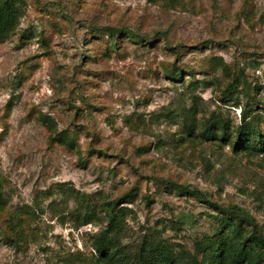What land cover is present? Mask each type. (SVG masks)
<instances>
[{"label":"rangeland","instance_id":"obj_1","mask_svg":"<svg viewBox=\"0 0 264 264\" xmlns=\"http://www.w3.org/2000/svg\"><path fill=\"white\" fill-rule=\"evenodd\" d=\"M107 26L154 43L122 35L113 51ZM213 57L231 72L242 68L260 92L239 90L238 104L227 100L222 90L231 77L209 68ZM171 64L190 72L172 82L164 75ZM263 102L264 0H25L17 30L0 44V181L7 211L28 216L29 231L21 244L7 240L0 215V264L94 258L103 212L97 223L77 226L76 199L57 183L89 194L96 205L135 188V199L118 205L129 209L126 250L157 236L192 252L194 240L213 231L212 203L242 207L264 233L262 157L234 153L228 142L178 140L183 109L194 105L197 120L220 114L235 129L244 107L264 117ZM38 111L57 131L76 136L77 148L51 141Z\"/></svg>","mask_w":264,"mask_h":264},{"label":"trees","instance_id":"obj_2","mask_svg":"<svg viewBox=\"0 0 264 264\" xmlns=\"http://www.w3.org/2000/svg\"><path fill=\"white\" fill-rule=\"evenodd\" d=\"M24 12L25 0H0V44L15 33ZM104 32L113 51L117 50L118 38L122 35V38L137 42L142 46L154 43V38L139 36L127 27L107 26ZM208 65L211 70L219 68L223 74L231 77L223 88L222 94L229 98L227 100H236L235 104H238L239 90H244L249 94L252 90L259 93L262 89L260 85L253 87L242 68L238 70V73L231 72L229 65L221 57L211 58ZM184 70L190 72L183 65L171 64L165 68L164 75L170 81L177 82L183 77ZM186 75H191V73ZM188 86L194 89L198 86V81L189 80ZM251 95L255 96V94ZM259 103L257 99L254 101V106ZM11 106L12 101L10 100L6 105V113H9ZM261 108L264 109V102ZM195 112L194 105L183 109L179 141L192 138V140L200 139L213 143L228 142L234 153L260 155L264 160V117L259 112L253 114V106L249 105L248 108L244 107L240 111L239 124L234 127L235 129H232L230 123L220 114L211 113L209 117L197 120ZM37 119L46 127L51 141L69 150L77 148L76 136L68 129L57 131L54 120L49 115L38 111ZM144 148L141 147L139 150L143 151ZM84 163L86 164V161ZM55 185L56 189L76 199L77 207L72 215H74L77 226L97 223L101 220L98 212H103V218L106 220L105 227L92 237L94 258L80 264H264V233L256 224L254 217L238 205L223 207L212 203L217 211L215 215H211L214 222L213 231L204 234L200 240H194L192 252L179 244L169 243L157 236L149 239L145 236L133 250H126L121 241L125 230L123 220L128 215L129 209L125 206L118 207V205L120 200L132 202L137 196L135 188L127 191L117 201H103L96 205L90 195L85 192L65 187L63 183ZM167 187L186 195L202 198L200 192L183 185L171 184ZM49 194L50 190L46 192V195ZM8 200V195L0 181V215L4 216L2 221L11 232L6 233L5 238L21 244L26 241L29 231L28 216H22L18 210L7 211Z\"/></svg>","mask_w":264,"mask_h":264}]
</instances>
